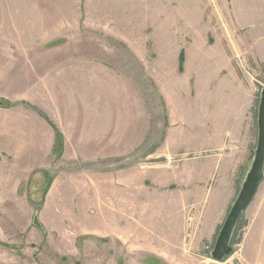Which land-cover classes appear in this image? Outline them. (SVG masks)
I'll use <instances>...</instances> for the list:
<instances>
[{
  "label": "rangeland",
  "instance_id": "obj_1",
  "mask_svg": "<svg viewBox=\"0 0 264 264\" xmlns=\"http://www.w3.org/2000/svg\"><path fill=\"white\" fill-rule=\"evenodd\" d=\"M263 88L264 0H0V264H264Z\"/></svg>",
  "mask_w": 264,
  "mask_h": 264
},
{
  "label": "water",
  "instance_id": "obj_2",
  "mask_svg": "<svg viewBox=\"0 0 264 264\" xmlns=\"http://www.w3.org/2000/svg\"><path fill=\"white\" fill-rule=\"evenodd\" d=\"M257 130V145L251 168L246 174L240 193L234 201L216 238L214 248L210 253L212 260L215 262L223 261V259L231 253L230 237L234 227L240 215L248 208L254 199L264 177V88L261 91L258 106Z\"/></svg>",
  "mask_w": 264,
  "mask_h": 264
},
{
  "label": "crops",
  "instance_id": "obj_3",
  "mask_svg": "<svg viewBox=\"0 0 264 264\" xmlns=\"http://www.w3.org/2000/svg\"><path fill=\"white\" fill-rule=\"evenodd\" d=\"M258 191V190H257Z\"/></svg>",
  "mask_w": 264,
  "mask_h": 264
}]
</instances>
